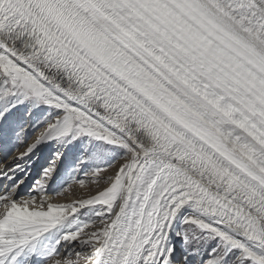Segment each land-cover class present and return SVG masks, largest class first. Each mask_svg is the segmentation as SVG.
<instances>
[{"label":"snow or ice","instance_id":"1","mask_svg":"<svg viewBox=\"0 0 264 264\" xmlns=\"http://www.w3.org/2000/svg\"><path fill=\"white\" fill-rule=\"evenodd\" d=\"M0 264H264V0H0Z\"/></svg>","mask_w":264,"mask_h":264},{"label":"rangeland","instance_id":"2","mask_svg":"<svg viewBox=\"0 0 264 264\" xmlns=\"http://www.w3.org/2000/svg\"><path fill=\"white\" fill-rule=\"evenodd\" d=\"M95 191V189H93V192ZM81 193H79V192H77V195H80ZM71 198H73V197H71V196H69L68 197V199L70 200ZM57 199H61V198H57Z\"/></svg>","mask_w":264,"mask_h":264},{"label":"bare ground","instance_id":"3","mask_svg":"<svg viewBox=\"0 0 264 264\" xmlns=\"http://www.w3.org/2000/svg\"><path fill=\"white\" fill-rule=\"evenodd\" d=\"M21 191H23V189H22ZM71 199H72V198H71Z\"/></svg>","mask_w":264,"mask_h":264}]
</instances>
